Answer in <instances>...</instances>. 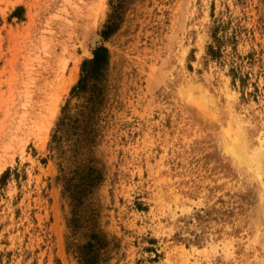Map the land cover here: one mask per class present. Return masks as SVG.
<instances>
[{
	"label": "rangeland",
	"instance_id": "374dc122",
	"mask_svg": "<svg viewBox=\"0 0 264 264\" xmlns=\"http://www.w3.org/2000/svg\"><path fill=\"white\" fill-rule=\"evenodd\" d=\"M66 107L91 116L54 149ZM89 168L74 233L62 178ZM89 244L96 264H264V0H0V264Z\"/></svg>",
	"mask_w": 264,
	"mask_h": 264
},
{
	"label": "trees",
	"instance_id": "16d2710c",
	"mask_svg": "<svg viewBox=\"0 0 264 264\" xmlns=\"http://www.w3.org/2000/svg\"><path fill=\"white\" fill-rule=\"evenodd\" d=\"M122 8V3L118 2L115 4L112 8V14L110 15V19L108 20L107 24L105 25V29L102 31V34L105 38H108L114 31L117 30L118 24H119V17H120V11ZM109 62V52L107 48L104 46L98 47L94 50V58L92 60H86L83 65V71L86 73L89 78L93 77H100L105 72ZM84 87V77L79 82V85L74 88L75 91H83ZM67 108H64L63 116L60 119L58 123V127L56 131L53 134L52 141L54 142V149H59V146H61V143L66 136V133L68 131V128H72L73 122H79L83 123V120H86L91 115L86 114L85 112H82V119L78 120V118L71 122L72 116L68 115ZM90 110V113H92L95 109L94 104L88 108ZM87 131V130H85ZM86 170L83 169L78 174V181L77 184L74 183V179L76 177H68L67 175L63 176L64 181V193L68 200H70V205L72 207V218L69 222L70 229L75 233L77 229L79 228V220H80V214L79 210L77 209L78 203L82 200L83 194L86 193L87 188L91 187L94 184V181L96 179L100 180V174L99 171L96 168H89V177L86 175ZM94 247L93 245L85 246L82 250V261L83 264H96L97 261L95 259L94 253L95 252H86L85 250ZM79 249V252H81ZM93 253V254H92Z\"/></svg>",
	"mask_w": 264,
	"mask_h": 264
}]
</instances>
